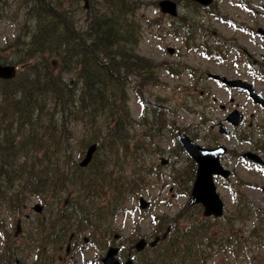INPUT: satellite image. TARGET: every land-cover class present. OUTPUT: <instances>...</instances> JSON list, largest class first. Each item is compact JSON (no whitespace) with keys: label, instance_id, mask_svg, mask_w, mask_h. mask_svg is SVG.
Returning a JSON list of instances; mask_svg holds the SVG:
<instances>
[{"label":"trees","instance_id":"16d2710c","mask_svg":"<svg viewBox=\"0 0 264 264\" xmlns=\"http://www.w3.org/2000/svg\"><path fill=\"white\" fill-rule=\"evenodd\" d=\"M13 1L22 10L12 16L23 17V32L5 44L12 51L10 65L16 75L0 80V264H14L26 247L55 252L71 234H88L93 245L98 235L111 237L116 219L131 211L129 200L145 187L142 176L123 174L118 156L138 159L146 140L161 139L169 126L165 112L142 99L146 88L160 84V65L138 53L136 1L88 0L89 15L82 27L76 21L77 0ZM7 5L8 0H0V22ZM190 21L183 17L171 23L172 35L183 34L187 49L200 27ZM215 49L220 50L217 45ZM170 73L177 71L170 67ZM131 91L141 106L137 123L129 108ZM76 131L83 134L80 159L91 144L97 149L87 167L70 169ZM176 131L184 133L179 127ZM172 134L176 149L183 152ZM104 149L110 158L99 157ZM170 177L176 194L188 196L195 177L193 161L184 158L183 168ZM35 198L57 200L53 217L46 224L38 221L29 235L13 238L6 231L7 220L22 217L26 203ZM249 203L234 204L231 214L220 219L221 227L208 219L188 224L178 213L170 220L152 216V236H160L154 248L158 253L143 264H208L228 251L232 222L254 217L260 226L249 240L258 252L249 264H264V217ZM231 251L233 257L247 255L239 243Z\"/></svg>","mask_w":264,"mask_h":264},{"label":"rangeland","instance_id":"374dc122","mask_svg":"<svg viewBox=\"0 0 264 264\" xmlns=\"http://www.w3.org/2000/svg\"><path fill=\"white\" fill-rule=\"evenodd\" d=\"M84 1L77 0L79 7L76 10V21L80 27L84 26L89 15V2L86 0V8H84ZM134 1L137 2V18L141 23V40L138 46V53L153 60L161 67H159L160 84L146 88L142 94V99L150 107L154 106L155 108L162 109L169 123V126H166L160 135L161 139L146 140L144 147H140L141 151L137 153L140 155L138 159L131 156L124 159L121 155L118 156V164L122 166L123 174L130 175L134 172L135 176H142L145 187L140 191V195L135 199L129 200L128 207L131 211L116 219L112 226L114 229L112 236H105L103 243L101 241L102 236L100 235L97 236L94 246L90 244L86 245L87 243L82 244L81 242L78 247L80 253L77 256L72 252L73 249L71 250V247L69 248L70 253L66 255L64 250L67 247V241L55 252L45 249L38 253L36 250L26 247L23 251H19L16 256L23 264H64V259H67L69 264H86L89 260L101 258L108 246L119 249L118 258L121 263H124L128 255L131 254L135 257L133 260L134 264H143L144 259L150 255L148 251L155 248L158 243L153 248L146 247L144 253L141 254L135 251L134 245L140 239L151 243L156 237H160L159 235L152 236L154 230H156L152 224V216L160 217L165 215L169 218L167 220H170L178 213L188 224L192 221L208 219L216 227H221L220 218H204L201 206H188V196L176 194L170 175L175 169L183 168L186 156L184 152H178L176 149L172 132H175L176 136L178 132L176 128L179 127L182 130L188 124L198 122L199 117L193 113L191 108L195 104L194 99H196L197 94L193 90L190 91V94H185V88L188 84L195 83V85H198L199 90L206 89L212 94L211 96H220L219 100L223 96H226L223 93V89L212 81L204 77H202V80L195 79V77L190 78L186 74V68H196L199 70L210 68L214 71L209 65L210 61L208 58H213L215 51H217L214 42L218 40V36L227 40L236 39V41L240 42L250 39L248 36L244 37L243 35L235 34L238 32L234 31L231 25L226 24L225 21L231 19L237 22H245L246 24L252 23L254 27L257 25L262 27L264 23H261V20L258 21L254 19V15L246 13H260L264 0H247L250 3V10L239 0H214L215 4L213 3L208 9L194 8L186 0H171L178 6V16L176 19L160 13L158 5L155 3L162 0ZM14 2L13 0H8V7L5 12L7 16L5 20L0 22V58H4V62L0 61L1 65H10L13 61L12 51L6 49L5 44L11 42L20 32H23V17L19 15L15 19L12 16V13H22V10H18V4ZM235 13H238L239 16L236 17ZM183 17L185 21L191 20L205 31V33L200 32L199 34L196 32L193 41L189 43L190 48L188 49L185 47L186 42L183 34L179 33L178 37L172 35L171 21ZM219 19H225V21L220 22ZM148 21L151 23L148 24ZM203 41H205V44H200ZM168 47L174 49L173 55L168 54ZM229 57H231V54H229ZM170 67L177 71L176 75L170 73ZM69 78L67 76L65 80ZM157 100L160 102L158 103ZM129 108L132 117L136 120L135 123H137L141 115V106L132 91ZM252 112L254 111L252 110ZM170 125L173 127L172 129H170ZM135 128L138 129L139 126L135 125ZM82 136L83 134L76 131L74 133V140H71L75 153L71 156L68 164L70 169H73L81 160L79 158V150L81 149ZM231 146L236 147L232 144ZM244 148L240 147L239 149L243 150ZM99 153V157H111L107 149H104V155L101 152ZM161 158L167 161L165 165L160 164ZM227 166L235 171L236 175L226 181L222 179L217 180L215 183L217 193L224 205V212L221 218L228 217L232 212L234 190L235 192L239 191L240 194L244 195L253 204L260 205L259 201H261L262 193L256 188L264 184L261 177L256 174L255 169L246 166L242 162L234 160L228 163ZM142 167L148 168L149 172ZM139 198H143L150 203L148 209L142 211L138 208ZM61 199L66 200L67 198L63 196ZM36 203L41 204L43 209L46 207V210L41 214L32 213V207ZM26 206L24 215L28 216V220L24 219V216L17 220L15 218L12 220L8 219L6 226L8 234L11 233L10 231H14L18 220L20 223L23 221L22 229L29 234L30 229L32 227L35 228L36 221L41 217H45L46 219L53 217V209L58 206V203L57 200L55 202L51 200L45 202L44 200L35 198L29 200ZM136 223L139 225L137 230L135 228ZM232 225V228H227V231L231 234L230 247L226 249L228 251L210 259L208 264H249L251 257L257 254L258 249L255 248L256 244L251 243L249 239L251 232L260 226L259 219L254 217L246 222L234 220ZM171 226L172 223L167 226V229L169 230ZM173 227H175L174 224ZM114 236H117L116 240L113 239ZM81 237L90 238L88 234ZM15 239L19 240L20 238ZM236 243H239L243 250L242 252L247 253V255H242L238 258L231 255L229 250H234ZM29 246L32 248V244H29ZM140 255L144 257L141 258L139 257Z\"/></svg>","mask_w":264,"mask_h":264},{"label":"flooded vegetation","instance_id":"af4514ba","mask_svg":"<svg viewBox=\"0 0 264 264\" xmlns=\"http://www.w3.org/2000/svg\"><path fill=\"white\" fill-rule=\"evenodd\" d=\"M186 1L194 8H209L202 7L191 0ZM240 1L250 10V3L247 2V0ZM213 3L215 4L214 0ZM261 9L262 11L260 13L246 14L254 15V19L258 21L261 20V23H264V4L261 6ZM235 15L236 17L239 16L238 13H235ZM225 23L230 24L234 31L238 32L235 34L243 35L244 37L248 36L250 39L240 42L236 41V39L227 40L218 36V40L214 42V44L222 51H215L213 58H208L210 61L209 65L214 71L210 68L204 70L186 68V74L190 78L195 77V79L202 80V77H204L223 89V93L226 96H223V98L219 100L220 96H211L212 94L206 89L199 90L198 85H195V83L188 84L185 88V94H190L191 90L197 94L196 99H194L195 104H193L191 108L199 119L197 123L185 126L183 130L187 137L204 149L214 150L219 147L224 148V151L222 150L223 153H218V162L224 169L231 173L230 178L235 177L236 172L227 166V164L236 160L255 169L256 174L261 177L264 183V24L262 27L259 25L254 27L251 21V24H246L245 22H237L231 19H228V21L226 20ZM196 30L197 34L201 31L200 28ZM257 39H259V41H257ZM200 44L204 45L205 41ZM229 54H231V57H229ZM209 74L223 76L228 81L238 82V85L237 87H229L224 81L213 80ZM249 88H251L254 94L262 98V104L254 102L250 96ZM252 110L254 112H252ZM231 144L236 147H232ZM240 147L245 148L240 150ZM247 152L259 157L261 162L245 159L243 154ZM185 156L186 159L189 158L187 155ZM193 164L194 171H196V164L194 162ZM220 179L224 181L228 180V178L224 179L220 175L213 176L214 183ZM256 189L262 193L261 201H259L260 205L253 204L251 201H248L244 195L240 194L239 191L235 192V190L233 205L242 203L243 201L250 202L249 204L253 205L259 211L260 215L264 217V184L257 186ZM45 210L46 207L43 209L42 206L39 214L43 213ZM32 213L35 212L32 211ZM23 216L24 219L28 220L27 215L23 214ZM48 220L49 218L46 219L45 217H41L36 222L41 221L46 224ZM22 226L23 221L20 223L18 220L14 231H10L14 238H21L25 234H28L24 232ZM106 236H108V233ZM104 238L105 236L101 237L102 243ZM81 242L82 244L87 243L86 245L91 243L90 239H85L81 236L76 237L72 235L70 242L68 238V243L71 247L69 248L71 250L73 249L72 252H74L75 256L80 253L78 247ZM145 248L137 253H144ZM64 251L66 255L70 253L69 249ZM234 252L238 253L237 251ZM148 253L153 256V254L158 253V251L151 249ZM139 257L142 258L144 256L140 255ZM128 258L134 260L135 257L129 254ZM100 260L101 258L89 261H93V264H101ZM64 264H69L67 259H64Z\"/></svg>","mask_w":264,"mask_h":264},{"label":"water","instance_id":"95a60500","mask_svg":"<svg viewBox=\"0 0 264 264\" xmlns=\"http://www.w3.org/2000/svg\"><path fill=\"white\" fill-rule=\"evenodd\" d=\"M203 7L209 6L212 3V0H191ZM158 8L160 12L164 15H168L170 17H176L178 15V7L175 2L171 0H162L158 2ZM169 54L173 53L172 49H168ZM16 75V68L13 65H0V80H10L13 79ZM213 79L224 81L229 87H237L238 82L228 81L222 76L211 75ZM250 87V86H248ZM247 88V87H246ZM250 96L257 104H262V98L254 94L249 88ZM177 142L183 151L196 163V176L195 180L192 184V188L190 191L189 198L187 200V204L189 206H194L200 204L203 208V216L204 217H214L219 218L223 214V203L216 193V187L213 183V175H221L224 178H227L230 174L229 171L223 170L218 162V153H223L224 148L219 147L214 150H207L201 148L195 142L190 140L187 136L178 134L176 136ZM97 145L91 144L85 151L84 157L79 163L81 168H85L91 162L94 153L96 152ZM223 150V151H222ZM245 158L260 161L258 157L251 153H245L243 155ZM166 161L161 159V164L164 165ZM139 208L141 210H145L149 203L140 198L138 200ZM41 205L36 204L33 207V210L37 213L41 212ZM116 238V237H115ZM150 243V247H153L155 242ZM146 242L143 239H140L134 246L137 251H141L144 249ZM118 248L109 247L106 251L105 256L101 259L102 264H120L117 259ZM15 264H21L18 260ZM88 264H93V262H89ZM123 264H132V261L129 259Z\"/></svg>","mask_w":264,"mask_h":264}]
</instances>
